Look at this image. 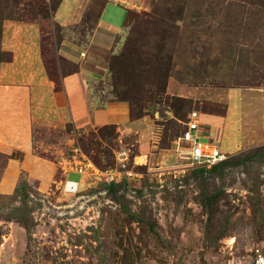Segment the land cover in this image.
Masks as SVG:
<instances>
[{"label": "rangeland", "instance_id": "1", "mask_svg": "<svg viewBox=\"0 0 264 264\" xmlns=\"http://www.w3.org/2000/svg\"><path fill=\"white\" fill-rule=\"evenodd\" d=\"M59 1L0 0V40L5 21L49 19ZM105 1L128 11L109 49L84 38L96 0L79 26H51L55 40L73 35L79 64L94 75L92 94L129 103L154 130L143 143L105 126L39 151L57 171L43 188L21 175L16 191L0 197V264H255L264 256V0ZM124 17L106 5V19L122 25ZM8 59L0 50V62ZM235 102L241 138L215 131L220 164L157 178L158 167L181 161L173 141L188 112L224 116ZM75 148L100 169L117 167L126 152L127 169L143 177L106 185L66 170ZM5 161L0 155V168Z\"/></svg>", "mask_w": 264, "mask_h": 264}, {"label": "crops", "instance_id": "2", "mask_svg": "<svg viewBox=\"0 0 264 264\" xmlns=\"http://www.w3.org/2000/svg\"><path fill=\"white\" fill-rule=\"evenodd\" d=\"M96 1L102 5L84 38L90 46L109 49L124 29L128 11L115 1ZM89 3L94 7V0H60L49 19L2 24L0 50L9 54V59L0 62V155L6 158L0 168V197L14 193L21 175L41 187L51 181L57 165L39 151L46 155L57 150L65 135L112 126L122 136L136 132L144 143L154 130L146 117H132L129 103L116 99L102 102L92 94L94 75L79 64L84 52L73 35L64 30L65 38L56 42L51 26H79ZM109 3L124 10L122 25L105 18ZM233 105L224 116H200V132L205 138L215 139V131L221 129L230 141L240 140L238 126H243L244 117L239 105ZM59 137V144L55 143L54 138Z\"/></svg>", "mask_w": 264, "mask_h": 264}, {"label": "built area", "instance_id": "3", "mask_svg": "<svg viewBox=\"0 0 264 264\" xmlns=\"http://www.w3.org/2000/svg\"><path fill=\"white\" fill-rule=\"evenodd\" d=\"M183 124V131L173 141L174 151L179 155L181 161L170 167H158L156 169L158 179L168 176L173 180H179L193 168H208L222 162L226 158L225 154L221 152L219 146L212 139L205 138L201 134L202 123L199 112H188ZM72 151L71 159L65 160V169L69 170L71 167L75 172L96 182L112 183L119 182L122 179L138 180L143 177L141 173L127 169L129 157L126 152L118 154L117 167L100 169L78 148ZM262 213L264 215V202ZM255 264H264V256L258 254Z\"/></svg>", "mask_w": 264, "mask_h": 264}, {"label": "trees", "instance_id": "4", "mask_svg": "<svg viewBox=\"0 0 264 264\" xmlns=\"http://www.w3.org/2000/svg\"><path fill=\"white\" fill-rule=\"evenodd\" d=\"M186 117V116H185ZM217 164H220V162L219 163H217ZM217 164H215V165H217ZM215 165H213V166H215ZM125 179H122V180H120L119 182H112V183H103V184H106V185H116V184H118V183H121L122 181H124ZM17 188V187H16ZM16 188H15V191H16ZM14 191V192H15ZM264 202V201H263ZM262 206H263V204H262ZM262 215H263V213H262Z\"/></svg>", "mask_w": 264, "mask_h": 264}]
</instances>
